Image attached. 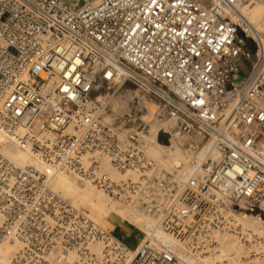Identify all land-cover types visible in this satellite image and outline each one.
<instances>
[{"label": "built area", "instance_id": "2783aa9c", "mask_svg": "<svg viewBox=\"0 0 264 264\" xmlns=\"http://www.w3.org/2000/svg\"><path fill=\"white\" fill-rule=\"evenodd\" d=\"M252 5L264 0H0V135L156 219L131 250L0 148L10 264H203L218 234L249 242L238 217L264 228V24ZM149 104L158 141L210 145L184 180L145 152ZM104 162L129 176L111 179Z\"/></svg>", "mask_w": 264, "mask_h": 264}, {"label": "bare ground", "instance_id": "6f19581e", "mask_svg": "<svg viewBox=\"0 0 264 264\" xmlns=\"http://www.w3.org/2000/svg\"><path fill=\"white\" fill-rule=\"evenodd\" d=\"M247 14L255 24H264V7L252 5L248 9ZM151 107L154 106L149 104L148 108ZM152 115L153 113H149L145 118L148 124L145 152L164 170L181 168L178 170V178L180 181L184 180L194 166L201 162L205 155L211 154L210 145L203 144L196 153H193L190 150H185L182 146V142L171 141L170 145L159 143L157 140L159 125L156 120L153 119ZM195 140L199 142L200 137L195 136ZM0 148L15 164L22 167H33L36 171L45 176L50 189L61 198L68 201L73 207L78 209L84 207L90 211L92 216L94 214L98 215L93 216L95 217L94 219L90 215L89 217L103 228L107 229L104 223L110 218H115L135 227L143 235L148 234L155 226V215L150 208H144L139 203L123 206L93 188L92 184L87 180H80L84 183V187H80L77 184L79 183L77 181L79 179L69 171H50L43 162L34 157L28 150L17 147L1 135ZM103 171L113 180H119L129 176L128 174L122 175L117 173L107 165V162H104ZM237 222L247 231L249 242L244 244L233 236L218 234L216 236L219 243L218 251L214 255L204 257L202 259L203 264H244L245 259H247L245 257L247 250L251 249H255V251H257L256 253H258L257 259H255L257 262L254 263L252 261V264H264V257L259 255L264 253V228H262L261 221L256 216L252 217L251 215L244 214L237 218ZM143 239L144 236L140 238L138 243ZM93 249L97 251L99 246L95 245ZM15 252L16 246L8 243L5 244L0 248V264H10V260ZM252 260H254V258H252Z\"/></svg>", "mask_w": 264, "mask_h": 264}, {"label": "rangeland", "instance_id": "374dc122", "mask_svg": "<svg viewBox=\"0 0 264 264\" xmlns=\"http://www.w3.org/2000/svg\"><path fill=\"white\" fill-rule=\"evenodd\" d=\"M155 107H151L148 108L149 113L152 114L154 112ZM161 144H165L163 142H160ZM183 148L185 150H188L187 146L184 145ZM181 168H179L180 170ZM77 180V179H76ZM79 183H77L80 187H84V183H82V181L77 180ZM79 208L80 210L85 211L88 215H90L93 219L95 217L93 216H98L96 214H94L92 216V214L90 213V211L86 208ZM88 210V211H87ZM89 212V213H88ZM252 216V215H251ZM252 217H255L254 215ZM104 226L107 228V230L110 231V233L113 235V237H115L118 241H120L122 244H124L126 247H128L129 249H134L136 247V245L138 244V241L140 240L141 237H143V234H141V232H139L135 227L128 225L127 223H123L115 218H110L109 220H107L104 223ZM252 252V254H256L254 258V260H252V258H249V261L251 263H256L257 261L255 259H257V251H255V249H251V250H247V254H246V258L249 255V253ZM253 261V262H252Z\"/></svg>", "mask_w": 264, "mask_h": 264}, {"label": "water", "instance_id": "95a60500", "mask_svg": "<svg viewBox=\"0 0 264 264\" xmlns=\"http://www.w3.org/2000/svg\"><path fill=\"white\" fill-rule=\"evenodd\" d=\"M163 138H166L167 137V135L166 134H163V133H161L160 134Z\"/></svg>", "mask_w": 264, "mask_h": 264}]
</instances>
